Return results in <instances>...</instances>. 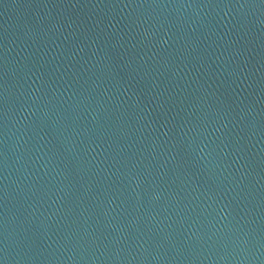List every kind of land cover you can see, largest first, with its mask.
I'll use <instances>...</instances> for the list:
<instances>
[{"label": "water", "instance_id": "water-1", "mask_svg": "<svg viewBox=\"0 0 264 264\" xmlns=\"http://www.w3.org/2000/svg\"><path fill=\"white\" fill-rule=\"evenodd\" d=\"M0 264H264V0H0Z\"/></svg>", "mask_w": 264, "mask_h": 264}]
</instances>
